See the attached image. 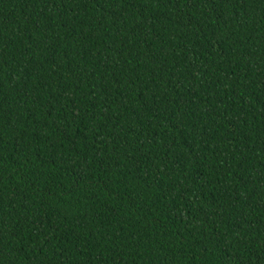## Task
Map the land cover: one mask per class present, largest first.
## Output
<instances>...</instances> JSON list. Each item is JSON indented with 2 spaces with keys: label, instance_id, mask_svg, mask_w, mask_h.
I'll return each mask as SVG.
<instances>
[{
  "label": "trees",
  "instance_id": "trees-1",
  "mask_svg": "<svg viewBox=\"0 0 264 264\" xmlns=\"http://www.w3.org/2000/svg\"><path fill=\"white\" fill-rule=\"evenodd\" d=\"M0 264H264V0H0Z\"/></svg>",
  "mask_w": 264,
  "mask_h": 264
}]
</instances>
